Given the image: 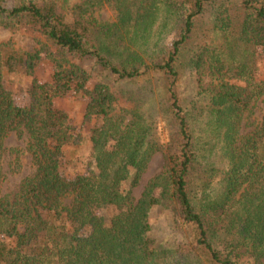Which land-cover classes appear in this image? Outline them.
Listing matches in <instances>:
<instances>
[{
    "label": "trees",
    "instance_id": "1",
    "mask_svg": "<svg viewBox=\"0 0 264 264\" xmlns=\"http://www.w3.org/2000/svg\"><path fill=\"white\" fill-rule=\"evenodd\" d=\"M106 4L115 19H92ZM0 25L41 40L0 43V264H263L264 124L242 122L264 97V0H0ZM68 96L85 100L76 122L56 107ZM10 132L34 173L4 194ZM154 208L171 245L151 233Z\"/></svg>",
    "mask_w": 264,
    "mask_h": 264
},
{
    "label": "rangeland",
    "instance_id": "2",
    "mask_svg": "<svg viewBox=\"0 0 264 264\" xmlns=\"http://www.w3.org/2000/svg\"><path fill=\"white\" fill-rule=\"evenodd\" d=\"M10 2L11 0H6ZM92 19L96 21H113L115 19V11L112 6L106 4L94 11L91 15ZM176 34L173 33L166 41L167 46L173 40ZM0 43H10L17 50L24 52H32L41 48V40L29 35L22 34L15 29L3 27L0 25ZM45 55V53H43ZM52 72V64L48 59L43 58L42 63L36 70V77L39 81H47ZM13 83L9 87L15 90V94L19 100H24V90L26 83L25 79L12 78ZM21 80V83H20ZM16 81V82H14ZM202 85L216 84L217 81L213 80L208 75H202L200 78ZM85 100L80 96H68L56 101V107L67 112L71 118L73 117L78 121L83 113ZM264 124V97L259 98L255 102L250 103L249 109L244 114L242 122L243 133H248L256 127ZM159 137L161 142L167 141V133L164 129L163 123L159 124ZM5 152L2 157V171L3 181L1 183V192L4 194H14L21 181L31 176L34 173V166L29 152L27 151V139L25 135H19L16 132H10L4 141ZM83 152L78 150V156L83 155ZM77 156V159L80 157ZM165 158L161 152L153 155L151 158L146 172L142 175L138 186L134 189L133 195L137 199L146 182L154 175L160 172L165 166ZM170 214L159 208H154L150 214V224L152 225L151 233L158 241H164L166 244H172L177 235H174L169 224ZM178 238V237H177ZM264 264V260H263Z\"/></svg>",
    "mask_w": 264,
    "mask_h": 264
}]
</instances>
